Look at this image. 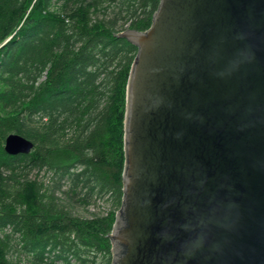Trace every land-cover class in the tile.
<instances>
[{
  "label": "water",
  "instance_id": "water-1",
  "mask_svg": "<svg viewBox=\"0 0 264 264\" xmlns=\"http://www.w3.org/2000/svg\"><path fill=\"white\" fill-rule=\"evenodd\" d=\"M118 37L137 53L110 264H264V0H160Z\"/></svg>",
  "mask_w": 264,
  "mask_h": 264
},
{
  "label": "trees",
  "instance_id": "trees-1",
  "mask_svg": "<svg viewBox=\"0 0 264 264\" xmlns=\"http://www.w3.org/2000/svg\"><path fill=\"white\" fill-rule=\"evenodd\" d=\"M159 1L0 0V264L111 263L137 53L118 34L146 31ZM10 134L31 153H5Z\"/></svg>",
  "mask_w": 264,
  "mask_h": 264
},
{
  "label": "rangeland",
  "instance_id": "rangeland-1",
  "mask_svg": "<svg viewBox=\"0 0 264 264\" xmlns=\"http://www.w3.org/2000/svg\"><path fill=\"white\" fill-rule=\"evenodd\" d=\"M35 173L31 174V178H34ZM41 176V174H40ZM108 200L105 198L104 200L101 201H96L93 205H91L89 207V209H87V211L83 208H78L75 210V214H79L80 216H82L83 218H89L91 216L92 213L94 214H104L107 213L111 210V206L110 203L107 202ZM20 264H27V262L24 260L22 261Z\"/></svg>",
  "mask_w": 264,
  "mask_h": 264
},
{
  "label": "flooded vegetation",
  "instance_id": "flooded-vegetation-1",
  "mask_svg": "<svg viewBox=\"0 0 264 264\" xmlns=\"http://www.w3.org/2000/svg\"><path fill=\"white\" fill-rule=\"evenodd\" d=\"M110 255H111V249H110ZM112 257V256H111Z\"/></svg>",
  "mask_w": 264,
  "mask_h": 264
}]
</instances>
